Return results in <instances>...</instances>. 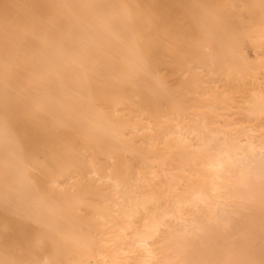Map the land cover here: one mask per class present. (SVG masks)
Wrapping results in <instances>:
<instances>
[{"label":"bare ground","instance_id":"bare-ground-1","mask_svg":"<svg viewBox=\"0 0 264 264\" xmlns=\"http://www.w3.org/2000/svg\"><path fill=\"white\" fill-rule=\"evenodd\" d=\"M23 1L0 0V264H237L264 0Z\"/></svg>","mask_w":264,"mask_h":264},{"label":"rangeland","instance_id":"rangeland-1","mask_svg":"<svg viewBox=\"0 0 264 264\" xmlns=\"http://www.w3.org/2000/svg\"><path fill=\"white\" fill-rule=\"evenodd\" d=\"M3 1L5 2L4 5H6L4 7L8 9V10L5 8L2 9L5 15L7 14V12L12 10L14 11L13 13L17 15L21 23L24 21V19H26L29 16V13L26 11V7L23 4L24 3L23 0H7V1L3 0ZM17 57L18 59L22 57L21 51H18ZM263 77L264 75H259L258 76L259 80L256 83V85L253 87L257 88V86H259V88L263 90L264 89ZM228 118L234 120L237 129L242 128V126L244 125H248L249 127L252 126V128L253 127L257 128V125L254 121L249 122L248 124H244L242 122V118L239 113H236ZM256 128H254L253 132L251 131L253 135H258V130H256ZM256 209H257V217L255 221L243 222L238 215H233L231 213L230 215H232V217L235 219L234 220L235 223L234 225H230V227H232L233 229L230 232H234V233L232 235H230L229 231H228L229 234L227 231H224V233L222 231L221 233V238L225 237L228 234L225 237L226 242L229 243L230 240L231 249L233 251V258L234 260L237 261V264H264V205L257 206ZM233 210L236 209H229V211H233ZM241 211L243 212V210ZM243 213H245V211ZM4 218H5L4 216H0V219H4ZM244 224L247 225L248 227L250 226L249 227L250 229L248 231H245L246 230L245 228H241L242 225ZM225 225L226 222L222 223L220 227L223 228L222 226ZM232 237L234 239H232ZM0 248H2V246H0ZM222 256L223 254L222 252H220L217 257V263L222 264ZM90 264H96V263L92 262Z\"/></svg>","mask_w":264,"mask_h":264}]
</instances>
